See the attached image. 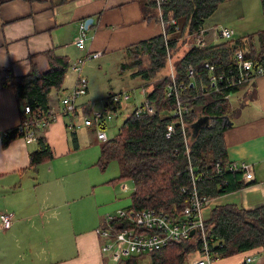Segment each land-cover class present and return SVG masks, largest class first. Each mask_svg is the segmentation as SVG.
<instances>
[{"label": "crops", "instance_id": "0c3cea01", "mask_svg": "<svg viewBox=\"0 0 264 264\" xmlns=\"http://www.w3.org/2000/svg\"><path fill=\"white\" fill-rule=\"evenodd\" d=\"M253 1L256 9V0ZM142 4V0H0V130L16 126L24 110V102L4 83L8 75H24L33 66L39 71L48 70L49 53L66 55L69 66L85 51H102L99 57L122 52L125 57L129 45L161 32L156 18H145ZM228 4L226 0L220 6ZM238 7L231 23L240 21L238 18L247 12V3ZM88 17H93V22L88 25L84 51L75 45L74 38L81 21ZM221 21L225 19H213L204 26L218 25ZM248 24V21L238 24L242 30L238 35L235 29V38L246 35ZM72 87L66 81L50 94L49 105L56 119L39 129L51 144L52 159L78 150L82 135L87 133L70 132L66 127L69 117L61 111L60 96ZM227 97L230 108L224 121L228 126L225 141L229 158L249 163L252 183L209 200L208 212L221 203L245 208L264 205V73L231 90ZM86 128L94 132L93 128ZM34 148L36 142H27L22 136L4 144L0 133V211L12 214L7 229H3L0 219V264H116L103 253L96 231L109 201L95 200L96 185L91 189L82 181L67 186L58 181H36L40 170L51 174L55 165L49 160V165L41 163L36 169L24 170ZM256 253L248 254L256 258ZM259 253L262 262L264 248ZM193 254L196 256L191 257ZM193 254L189 262L200 256L198 251ZM247 256L240 252L217 258L214 264H244Z\"/></svg>", "mask_w": 264, "mask_h": 264}, {"label": "trees", "instance_id": "16d2710c", "mask_svg": "<svg viewBox=\"0 0 264 264\" xmlns=\"http://www.w3.org/2000/svg\"><path fill=\"white\" fill-rule=\"evenodd\" d=\"M225 1L163 0L161 5L166 19L174 17L182 22L179 38H174L169 47L172 50L177 81L185 80L189 85L185 92L190 106L186 117L188 141L173 114L176 108L175 98L167 95L170 77L167 75V47L162 33L158 32L152 37L135 42L125 50L127 58L130 57L132 61L123 64L134 67L135 75L152 82L148 98L155 103L156 111L153 114L143 111L137 115L135 107L119 126L118 132L102 140L97 164L106 168L111 160L120 161V174L107 183L132 180L134 187L130 193L131 202L126 206L130 210L149 208L176 219L189 203L194 186L200 195L211 200L252 183L251 179L246 178L245 169H230L231 160L225 141L228 126L225 125L224 116L230 108L227 96L241 84L231 85L225 81L213 84L210 79L212 72H227L229 68L235 71L233 54L239 37L205 47H198L193 43L192 32L204 26ZM260 1L264 20V0ZM142 2L145 18L157 19L159 10L156 0ZM247 36L251 41V51L246 54V58L253 59L255 65L264 63V26ZM49 55L51 66L48 70L39 71L33 66L24 75L12 74L4 79V83L13 88L17 99L24 102L21 118L25 116V106L30 107L32 115L49 114L50 94L53 89H60L65 82L68 57L51 53ZM206 61L214 64V71L205 66ZM190 65L194 67L192 79L187 76ZM165 68L167 72L159 75ZM257 74L262 73H258L254 66L252 77ZM110 93L111 91L108 95ZM205 115L209 117V122L195 132L193 124ZM68 117L66 124L72 118ZM170 123L174 124V128L167 134ZM39 129L40 127L34 140L36 148L30 152V162L24 170L36 169L39 164L54 156L47 136ZM76 131L70 130L74 133ZM17 132V127L14 126L7 134L1 133L4 144H8L11 138L22 135ZM207 235L214 260L240 252L246 255L261 252L264 248V205L253 208L234 203L215 205L207 221ZM199 247L201 245L198 242L189 238L172 239L157 250L131 254L125 261L126 264H139L141 257L149 255L151 264H186ZM257 264H264V261H258Z\"/></svg>", "mask_w": 264, "mask_h": 264}, {"label": "built area", "instance_id": "2783aa9c", "mask_svg": "<svg viewBox=\"0 0 264 264\" xmlns=\"http://www.w3.org/2000/svg\"><path fill=\"white\" fill-rule=\"evenodd\" d=\"M163 0H156L159 16L158 22L161 27V33L164 36L167 51V75L170 81L167 87V95H173L176 102V108L173 112L178 123L182 126L185 140H189V131L187 129L186 115L190 111V106L185 96L188 89V82L185 80L177 81L175 68L172 58V50L169 45L174 38H179L182 31V22L179 19H166L162 13ZM163 17V18H162ZM88 25L85 21H81L79 32L74 38L75 45L82 50H86V40ZM214 37L210 36V28L202 26L192 32L193 43L198 47H205L219 38L230 37L235 35L233 27H227L218 24L213 29ZM235 38V37H234ZM236 39V38H235ZM238 46L233 54V66L235 71L231 68L228 71H219V73L212 72L210 79L213 84L218 81H225L227 84L238 85L246 82L252 78L254 66L258 73L264 72V63L254 64V60L246 58V54L251 51V41L247 35L238 38ZM102 54V51H85L74 62L70 63L71 69L75 72V83L67 95L61 97V111L68 116H71L70 122L66 124L68 130H77L81 125L93 128L96 131L98 139H108L105 127L110 119L113 118L112 110H117L122 107L124 101L130 99L128 91H113L107 95L104 108L101 110H91L85 103L77 101L78 97L88 93V78L83 72V66L89 59H93ZM205 66L214 71V64L206 61ZM188 78L194 77V67L189 66ZM192 82V81H191ZM148 91L146 85H142V92L145 94L144 101L136 106V114L141 112L153 114L156 111L155 103L148 98ZM88 111L86 114H81V120L77 118L81 110ZM25 116L22 117L16 125L18 132L22 133V137L27 142H32L36 139L38 127H43L56 119L54 112H49L47 115H40L38 113L31 114L29 106H25ZM174 128V124L168 125V132L170 134ZM8 130L0 133L7 134ZM230 169L243 168L247 176H252V171L247 162L231 161ZM122 188H127V184L121 183ZM209 199L200 195L197 188L194 186L190 201L185 205L180 217L174 219L157 212L154 209L145 208L142 210H130L123 207L115 211V213H106L104 220L96 228L97 233L101 237V249L104 254L109 255L116 264H126L125 258L131 254H138L143 252H151L164 246L172 239L189 238V240L199 242L201 247L198 248L200 256L188 261L186 264H213L214 258L210 253L209 238L207 235L206 222L210 218L211 212L207 211ZM0 219L3 229L10 227L12 222V214L5 211H0ZM126 222V223H125ZM125 223V224H124ZM193 231V233H192ZM252 255H248L244 264H251L255 259Z\"/></svg>", "mask_w": 264, "mask_h": 264}, {"label": "rangeland", "instance_id": "374dc122", "mask_svg": "<svg viewBox=\"0 0 264 264\" xmlns=\"http://www.w3.org/2000/svg\"><path fill=\"white\" fill-rule=\"evenodd\" d=\"M227 1H229L228 6H220V8H218L217 11L213 13L207 22H210L213 19H225V21H221L222 23H220V25L233 27L236 29V33H238V35L242 30V26L238 24L244 21L249 22L248 26L246 27V35L264 26L260 0H256V9L254 7L253 0ZM240 3H247V12L244 16L238 18L241 19L240 21L231 23V18L233 14L239 10L240 7L238 6ZM231 8H234L235 10L232 13L230 11ZM161 10H163V8ZM157 16V20L158 18L161 19V16L158 14ZM248 19H252V22H250ZM217 26L218 25L214 24L208 27L210 28L211 37H214L212 31ZM234 37L235 35L219 38L215 40L213 44L232 41ZM121 53L122 52L110 53L102 57L98 56L99 58L95 57L97 59H89L85 62L83 66V72L88 78L89 92L79 96L77 99L78 102L85 103L91 110H101L104 108L109 91H128L130 93V99L124 101L122 107L118 108L117 110H112L113 118L108 121L107 126L105 127L108 138L112 137L118 132L119 126L123 123L126 116L132 110H134L136 106L140 105L144 101L145 94L142 92V85H146L147 90H150L152 87V82L144 80L141 76L135 75L133 73L135 70L134 67L123 64L124 62L129 63L132 61V59L130 57L127 58V55L124 57ZM166 72L167 69L165 68L160 72L159 75H162ZM76 75L77 74L75 72H72L71 66H69L65 79V82L67 81L69 88L73 86L76 80ZM57 90L58 89H53L51 93H55ZM69 92L70 91H68L65 95H67ZM62 96H64V94L60 97ZM87 112L88 111H84V109H82L80 114L83 115ZM79 120H81V118H79ZM77 131L81 133L83 131L87 132L86 134L82 135L80 148L78 150H73L68 156L51 159L52 163L55 165L54 173L44 174L40 170L36 181H58L61 186H67L72 182L82 181L83 185H87L88 183V187L91 189L94 187V185H96L95 188L98 191L95 195L97 196L95 200L99 199V202L109 201V203H105L104 210L107 211H105L104 215L106 213H115V211L118 209L128 206L131 202L130 193L133 190V182L130 179L122 180L121 182H118L116 185H114V187L112 184L107 183L110 179L120 174L122 168L120 161L116 159L111 160L106 168H101L97 164V160L99 157L102 140L96 137V131L88 132L86 126L84 125H81L79 128H77ZM44 165H49V163L44 162ZM245 176L247 179H251V176L249 177L247 174H245ZM123 182L128 184L127 188H123L125 190L120 188L122 187L120 186V183ZM110 190L113 194L110 192ZM194 255L196 256V254H193L191 257ZM221 258L224 257H219V259ZM260 258V253H256V258L251 264H257ZM149 259L150 256L145 255L140 259L139 264H149Z\"/></svg>", "mask_w": 264, "mask_h": 264}, {"label": "water", "instance_id": "95a60500", "mask_svg": "<svg viewBox=\"0 0 264 264\" xmlns=\"http://www.w3.org/2000/svg\"><path fill=\"white\" fill-rule=\"evenodd\" d=\"M93 22V17H88L86 20H85V24L86 25H89V23H92ZM209 122V117L207 115L203 116V117H200L198 118L195 123L193 124L194 125V131L197 132L199 130V128L202 126V125H205ZM193 233V231H192Z\"/></svg>", "mask_w": 264, "mask_h": 264}]
</instances>
